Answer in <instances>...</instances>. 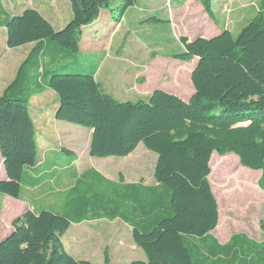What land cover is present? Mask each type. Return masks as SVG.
<instances>
[{"label":"trees","instance_id":"obj_1","mask_svg":"<svg viewBox=\"0 0 264 264\" xmlns=\"http://www.w3.org/2000/svg\"><path fill=\"white\" fill-rule=\"evenodd\" d=\"M65 1L72 16L59 31L32 9L2 23L8 49L35 46L0 96V154L8 178L0 182V193L18 197L24 170L36 162L35 129L22 88L26 67L39 72L37 84L55 94L58 120L91 131L90 156L126 157L140 142L157 156L153 177L164 194L159 200L150 196L148 204L133 202L135 218L118 212L119 200L108 207L104 194L76 205L87 212L90 203L95 217H118L131 227L132 241L145 261L130 264H204L197 262L188 240L207 238L217 223L206 180L210 156L235 154L243 167L264 172V0L236 37L223 30L210 39H179L182 51L173 59H196L187 102L159 90L137 102H118L102 93L94 80L96 67L84 71L71 60L79 53L83 28L97 22L113 2L122 17L135 0ZM196 1L212 19V0ZM146 21L164 23L156 17ZM128 189L131 197L139 193L134 186ZM67 226L59 215L24 214L0 242V264H111L106 254L102 263H91L65 252L56 235ZM226 256L210 264H254L236 253Z\"/></svg>","mask_w":264,"mask_h":264},{"label":"rangeland","instance_id":"obj_2","mask_svg":"<svg viewBox=\"0 0 264 264\" xmlns=\"http://www.w3.org/2000/svg\"><path fill=\"white\" fill-rule=\"evenodd\" d=\"M43 1L0 0V7L6 14L17 15L14 13L20 10L18 4L23 2L25 7L40 9L45 6L41 5ZM45 2L51 3L50 7L56 13L59 10L61 14L68 13L61 6V2L67 4L65 0ZM260 2L213 0L215 17L213 14L212 19L196 0H185L180 6L170 0H135L134 6L122 17L119 4L113 2L94 23L96 27L105 25L102 37L98 35L96 41L82 39L80 52L71 61L84 71L102 68L97 78L100 90L118 102L146 101L150 89H161L158 82L166 91L187 99L190 94L188 85L191 86L187 75L190 65L173 59L174 54L182 51L179 38L184 35L188 40L196 33L207 32L214 19L216 27L223 25L236 37L257 15ZM46 13L52 12L47 9ZM150 15L164 23L147 22ZM61 19L59 13L55 21L57 26ZM48 21L53 26V21ZM116 25L117 30L107 40L106 36ZM3 36L0 26V94L14 81L35 46L6 50ZM118 58L122 61L114 62ZM122 65L129 72L120 73L118 68ZM151 66L152 73L149 71ZM37 74L39 72H29L26 67L22 71L27 113L35 129V138L36 132L39 135L38 141L35 139L36 162L24 170L18 197L0 193V242L12 233L16 219L26 213L37 216L48 212L67 219L66 230L56 238L75 260L102 263L106 254L111 264L145 261L144 253L132 241L128 224L118 217H95L89 213L92 212L90 203H86L87 212L76 204L104 194L108 207L111 202L119 200L118 212L135 218L133 202L148 204L150 196L159 200L164 194L153 177L156 154L140 142L126 157L90 156L89 131L53 115L56 100L37 84ZM66 164L70 166L66 167ZM207 166L206 180L215 202L217 223L207 238L188 240L197 262L210 264L217 258L229 257L226 256L228 252L230 256L236 253L249 263L264 264V172L243 167L235 154L213 153ZM0 178H3L0 182L8 181L1 154ZM131 186L138 189L136 196L131 197L130 190H127ZM102 200L104 202V197ZM82 215L86 216L76 220Z\"/></svg>","mask_w":264,"mask_h":264},{"label":"crops","instance_id":"obj_3","mask_svg":"<svg viewBox=\"0 0 264 264\" xmlns=\"http://www.w3.org/2000/svg\"><path fill=\"white\" fill-rule=\"evenodd\" d=\"M171 2H175V4H178L179 6L180 5H182L183 3H184V1L185 0H170ZM262 1V0H261ZM60 2V0H58V3ZM67 2V1H66ZM49 3V2H48ZM48 3H46L45 2V0L43 1V2H41V5H45L44 7H40V9L39 8H37V7H25L23 4V2L22 3H20V4H18V8L20 9L17 13H14V14H17V15H9V14H6L5 13V11H3L2 9H1V7H0V26H1V28L3 29V43H4V46H5V49L6 50H14V49H8L7 47H6V31H5V29H4V27L2 26V23L4 22V20L5 19H7V18H10V17H14V16H18V15H20L24 10H27V9H32V10H34V11H37L48 23H49V21L48 20H51V21H53V22H55L56 21V16L60 13V16L62 17V19H61V21L60 22H58L57 24H58V26L56 25V22L55 23H53L52 22V24H53V29L55 30V31H59V30H61L62 28H64L65 27V25L70 21V19H71V16H72V14H71V6H70V4L67 2V4H65L64 2H61V6L63 7V8H65V9H67L68 10V13L66 12L65 14H61V12H60V10L58 11L59 13H56V12H54L53 11V9H51V7H50V5H51V3L50 4H48ZM200 5V4H199ZM260 6H261V2H260ZM202 8V7H201ZM47 9L50 11V12H52V13H46L47 12ZM212 11H213V14H214V17H215V11H214V9H213V0H212ZM102 13V12H101ZM51 16H52V19H51ZM54 16V17H53ZM100 17H101V14H100ZM100 17H99V19H98V21L100 20ZM150 17H153V15H150L148 18H150ZM157 18V17H156ZM147 19V18H146ZM121 20V19H120ZM215 21H216V19H214V23L212 22V26L209 28V30L207 31V32H199V33H196V35L195 36H193L191 39H188V41H192V40H194V39H197V38H203V39H210V38H212V37H215V36H217L218 34H220L223 30H227V31H229L230 32V29H227L226 27H223V25H221L220 26V28H218V27H216V25H215ZM96 23V22H95ZM105 25H99L98 24V27H96V26H94V24L93 25H91V26H89V27H85V28H83L82 29V38H81V40L82 39H86V40H88V41H96V39L98 38L97 36L99 35V37H102V34L104 33V31L106 30V29H103V27H104ZM57 27V28H56ZM87 29H92V30H90V31H86ZM117 30V25L113 28V30L110 32L111 34L109 35V36H106V38H107V40H109L110 39V37L113 35V33L115 32ZM86 31V32H85ZM127 34V33H126ZM125 34V35H126ZM180 38H186V36H184V35H182ZM179 38V39H180ZM187 39V38H186ZM81 42V41H80ZM80 44V43H79ZM31 45H34V44H30V45H26V46H31ZM23 47H25V46H23ZM108 47H109V44L107 45V48L106 49H108ZM20 48H22V47H20ZM20 48H16V49H20ZM15 49V50H16ZM79 52H80V48H79ZM108 60V59H107ZM116 61H122V59L120 58H118V59H114V62H116ZM125 61V60H124ZM189 63V68H188V71H187V75H188V78H189V81H190V74H191V72H192V70L194 69V67H195V65H196V59H194V60H192V61H190V62H188ZM119 64V63H118ZM148 66V65H147ZM146 66V67H147ZM152 66H151V69L149 70L150 72H151V70H152ZM182 68L183 69H185L186 67H184V66H182ZM146 69H148V67L146 68ZM118 70H121V72L120 73H123V74H126V72H129V69H127L126 68V66L125 65H122V67H120V68H118ZM153 70H155V69H153ZM101 71H102V68H100V67H96V70H95V74H94V80H95V82L97 83V78H98V76H100V73H101ZM117 71V70H116ZM98 73V74H97ZM152 73V72H151ZM96 77V78H95ZM98 84V83H97ZM158 84H159V86L161 87V89H158V90H160V91H163V92H165V93H168V94H171V95H173V96H176V97H178L176 94H174V93H170V92H168V91H166L163 87H162V84L161 83H159L158 82ZM191 84V83H190ZM99 85V84H98ZM189 86V89H190V94H189V97L187 98V99H182V98H180V97H178L179 99H181L182 101H184V102H187L188 101V99L192 96V94H193V88H192V86H190V85H188ZM7 88V87H6ZM6 88H4L2 91H1V94H0V96L3 94V92H4V90L6 89ZM155 89H150L148 92V94L146 95L147 97H149V95L154 91ZM48 93H50L53 97H54V99L56 100V106L53 108V115H55V112H56V109H57V107H58V104H57V99H56V96H55V94L52 92V91H50V90H46ZM138 101H143V100H138ZM128 102V101H127ZM135 102H137V101H135ZM89 131V130H88ZM89 134H90V138H91V131H89ZM39 136V135H38ZM38 136H37V132H36V141H38ZM89 144H90V139H89ZM71 163H73L74 165H75V162H71ZM70 163V164H71ZM70 164H66L65 166L66 167H68V165L70 166ZM73 167V166H72ZM65 168V167H64ZM257 172H259V171H257ZM0 179H3V178H0ZM65 200H66V197H65Z\"/></svg>","mask_w":264,"mask_h":264},{"label":"water","instance_id":"obj_4","mask_svg":"<svg viewBox=\"0 0 264 264\" xmlns=\"http://www.w3.org/2000/svg\"><path fill=\"white\" fill-rule=\"evenodd\" d=\"M156 90H158V89H155L154 91H156ZM160 91V90H159ZM56 111H57V109H56ZM56 113V112H55Z\"/></svg>","mask_w":264,"mask_h":264}]
</instances>
